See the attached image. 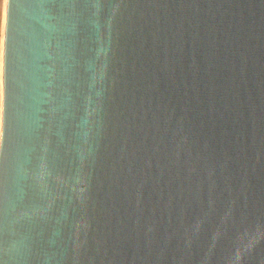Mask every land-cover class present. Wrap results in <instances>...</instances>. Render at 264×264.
Wrapping results in <instances>:
<instances>
[{
	"label": "water",
	"instance_id": "obj_1",
	"mask_svg": "<svg viewBox=\"0 0 264 264\" xmlns=\"http://www.w3.org/2000/svg\"><path fill=\"white\" fill-rule=\"evenodd\" d=\"M0 264H264V0H7Z\"/></svg>",
	"mask_w": 264,
	"mask_h": 264
},
{
	"label": "bare ground",
	"instance_id": "obj_2",
	"mask_svg": "<svg viewBox=\"0 0 264 264\" xmlns=\"http://www.w3.org/2000/svg\"><path fill=\"white\" fill-rule=\"evenodd\" d=\"M6 11H7V0L3 2V25H2V49H1V73H0V144H1V132H2V102H3V52H4V39H5V25H6Z\"/></svg>",
	"mask_w": 264,
	"mask_h": 264
},
{
	"label": "rangeland",
	"instance_id": "obj_3",
	"mask_svg": "<svg viewBox=\"0 0 264 264\" xmlns=\"http://www.w3.org/2000/svg\"><path fill=\"white\" fill-rule=\"evenodd\" d=\"M3 2H4V0H0V48L1 49H2V41H1L2 35H1V33H2V25H3ZM1 49H0V56L2 54ZM0 64H1V62H0ZM0 73H1V65H0Z\"/></svg>",
	"mask_w": 264,
	"mask_h": 264
}]
</instances>
